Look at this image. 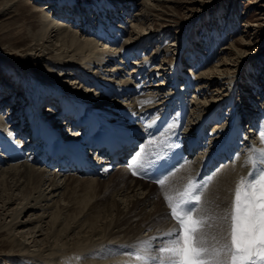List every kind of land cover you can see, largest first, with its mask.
I'll return each instance as SVG.
<instances>
[{
	"label": "bare ground",
	"instance_id": "1",
	"mask_svg": "<svg viewBox=\"0 0 264 264\" xmlns=\"http://www.w3.org/2000/svg\"><path fill=\"white\" fill-rule=\"evenodd\" d=\"M138 1L102 0L101 3L110 5V8L113 9V11L110 9L111 12L106 13L107 18L109 20L114 18L115 21L110 25L102 21L101 25L98 24L97 33L92 32L91 34L74 28L72 25L74 18L72 20L67 19V24H65L63 15H58L62 9H56V7H49L48 5L40 8L39 4L35 5L37 8L35 11L43 13L42 17H47V19L44 20L43 29L29 38L25 48L43 63L42 68L44 71L47 68L58 70L57 74L53 75L52 73V76L41 77L40 80L44 84H49L48 86L57 91L56 93H64L63 81L71 79L74 80V83L77 81L84 83L87 79L88 83L94 86L96 94L94 99H92V95H86L87 98L84 100L83 96L80 97L81 94L78 91L69 89L68 99L64 97H57L58 99L56 97L52 99L38 97L36 104H33L35 112L28 124H24L18 129L20 123H15L13 116L16 111L15 115L20 114L21 111L13 107L19 102L16 101V96L18 95V98L21 91L13 88L8 89V87L1 88L6 94L2 95V92L0 93L2 98L0 109L5 108L8 112L7 116L11 118V120L4 123L7 116L0 112V129H3L8 135L6 137L0 133V148H2L0 149L2 152L0 154V202L4 207L7 206L4 209L6 211L5 221L0 222V233L1 231L8 232L4 237L5 244L10 248V252L6 254L8 259L16 256L31 257L26 256L28 248L21 240V237L25 238V235L22 234L18 237L16 234L20 229L18 218L23 213L32 208L42 209L41 204L45 202L44 207H47L44 208L45 213L48 212L49 208L56 207L58 213H56V210L55 212L52 210L50 213L53 215L54 224H56L60 215L65 214L72 207L70 200L68 201L67 198H72V194L76 191L78 193L76 183L84 182L89 185L87 187L96 191L98 187L95 184L103 183V178L109 176L108 179H104L105 182L108 181L106 183L108 186L103 193L98 192L97 194V192H94L93 195L89 194V199H94V201L86 211L84 210L81 213V215L83 214L81 216L82 220L75 219L72 226L69 222L70 224L68 223L66 228H62L61 223H58L57 229L64 231V233L61 240L60 237L57 238V242L61 241L63 245L56 248L58 245L52 237L57 234H51L35 252L37 258H33L43 264H64L65 261L66 264H144L143 261H138L135 258L137 256L135 253L144 252V250H141L146 247L145 245L142 246L143 242H151V249L157 248L160 241L153 240V238L163 237V233L175 225V221L169 217L170 210L164 200V195L166 193L175 195L178 191H182L189 179L196 181L198 173L209 160L208 155H212L211 152L222 141V145L228 146V150L220 155L225 160L220 161V167L214 172L212 171L209 176L212 178L210 182L209 177L206 178L208 186L203 189V196L197 211L207 209L209 215L222 214L229 206L235 184L240 177L248 176L250 173L257 171L258 167H264V165L254 166L247 163L250 156L256 159L259 155V153H254L253 149L264 150V141L260 138V132L264 130V98L261 100L263 102L260 103L258 101L259 97L254 95L256 94L255 89L250 87L249 84L247 90L242 88L245 93H252V96L249 97L247 94V103L249 105L252 102L256 104L250 105L251 108L249 109L239 107L237 112L243 115L247 114L243 121L250 123L253 130L242 131L238 123L237 125L231 123L230 126L225 128L222 116L218 113L220 106L229 101L223 102L224 97L229 93H235L236 87L239 89L242 84L239 86L236 84L233 88L232 85L226 84L228 82L225 79H228V77L237 79L240 76L236 72H240L247 62V58L248 60L251 59V54L248 53L254 50L251 39L245 42L246 39L244 38L235 43H229L227 47L224 46V51L231 52L226 54V56L229 54L230 58L223 57L218 64L208 70L198 66L201 63L200 60H194L188 62L191 66H185L182 71V66L185 64L179 59L172 75L173 82L170 84L166 81L167 78L165 77L167 75L163 68H160V70L156 65V59L162 53L158 50L152 53L147 51V53L145 51L147 44L144 47L146 49L142 47L144 43L152 38L147 33L149 25L140 16L142 13L149 14L158 10V6H160L158 2L171 0H153L155 4L152 5L148 3L149 0H142L140 3ZM122 2L126 5L121 4L118 8L114 7L115 4ZM134 2L136 6L139 5V9L135 12L138 16L132 19L133 14H126L127 10L125 8L128 9L131 4L134 5ZM193 2L194 0H191L188 3L192 4ZM15 3L22 4L19 0H0L1 11L8 12ZM56 6L58 7V5ZM48 7L56 12L52 13L51 10L48 13L46 10ZM119 8L120 10H118ZM67 11H69V8L65 9L66 13ZM105 12L106 10H104ZM75 13L77 12L65 16L71 18ZM52 14L59 16L57 17L58 21L52 20ZM88 14L84 15L86 20L82 25V27L86 25L87 32L92 31V24L95 21L91 20ZM125 16H129L132 20L126 22L124 20ZM128 23H132V27H129ZM192 40L188 42H195ZM100 41L101 46L99 45ZM185 45L186 42L181 45L179 50H182ZM214 45L215 42L213 41ZM196 46L197 44L194 45V47ZM132 56L137 57V59ZM51 58H54V60L52 61ZM206 60L212 62L214 57L210 55L206 57ZM95 65L96 67H93ZM193 73H195V77L192 76ZM116 78L119 82L117 81L118 83L114 84ZM3 79L4 77L0 75V80ZM243 80V77L237 79L238 82ZM36 85L39 86L38 83ZM250 88L252 89L250 90ZM27 89L25 94L31 91ZM173 89L180 93L181 98L179 100L181 103L188 104V108L191 109L194 107L192 111L193 122L197 121L198 126L202 127L201 129L197 127L195 132L189 131L190 127L193 126L192 123H189L190 127L185 128L182 133L184 139L189 140L195 137L200 130L204 132L201 133L204 137L211 132L209 134L211 140L208 142L204 139L205 146L201 149L200 155L190 156L189 161L184 162L177 172L167 177L163 187L157 183H149L143 177H135L127 165H120L116 168V171H109L106 164L99 163V169H101L104 177L89 173L65 172L58 169L51 171L50 166L45 161H41L43 160L42 151L40 149L35 150L36 145H28L29 137L26 135L28 125H30L32 134L35 133L33 132L34 124L39 129V131L36 130L38 132L36 139H31L36 141L35 144H39L44 138L39 137L40 134H43V131L51 130L52 135H55L52 130L55 127L59 138L65 135L68 137L78 136L83 131L84 122L89 120L88 129L95 126L97 129L107 130L112 134H130L133 137L141 136L140 133H144L149 141V151L140 162L145 164L154 155H162L170 140L173 139L174 133H167L166 130L169 125L161 132H157L159 122L155 121L163 110L174 107L176 100L173 96L177 92ZM190 89L194 90L192 96L187 98ZM97 93L101 94L102 98L96 100V96L101 97ZM24 101L26 102L25 106L32 104L31 95L25 96ZM145 101L150 102L145 103ZM70 109L72 113L69 112ZM48 114L56 117L57 121L53 123V126L44 117ZM258 117L261 120L255 123L254 119ZM24 121L23 117L22 122ZM56 125H60V128H57ZM60 129H64V135H61ZM227 132L228 138L224 135ZM238 132L241 135L240 140L242 142L239 141L242 144L235 139L239 135ZM191 133L194 134L191 135ZM251 133H254L253 136ZM22 134L24 135L22 136ZM254 135H257L256 140H251ZM11 141L15 142L11 143ZM233 142L238 143L233 144ZM242 145L243 148L240 150L239 147ZM6 164L12 166L3 168L2 166ZM15 191L22 192L23 198L21 200L28 201L21 209L9 212V203L18 199L15 197ZM5 192H8L7 197L2 196ZM97 198L102 200L96 204ZM86 213L88 217L85 215ZM196 215L197 212H193V216ZM8 218L10 220L6 222ZM209 231L214 232L216 229ZM146 249L148 250V248ZM17 252L22 255L15 254Z\"/></svg>",
	"mask_w": 264,
	"mask_h": 264
},
{
	"label": "rangeland",
	"instance_id": "2",
	"mask_svg": "<svg viewBox=\"0 0 264 264\" xmlns=\"http://www.w3.org/2000/svg\"><path fill=\"white\" fill-rule=\"evenodd\" d=\"M19 1H21L23 5L20 3H15L14 5L11 6L12 8H10L9 11L6 13L1 11V6H0V75L4 77L3 80H0V93L2 92V95H5L6 94L5 91H3V89L1 88H6V87H8V89L13 88L17 91L18 90L21 91L19 92L21 95H19L18 98H17L18 95L16 96V101L19 102H17V104L14 105L13 107V108H18L21 111L20 114L18 113L17 115H15L17 112L16 111L13 116L15 123L16 122L20 123L18 129H20L21 126H24V123L22 122L23 117L25 118L24 120L27 121L30 120V118L34 114L35 108L33 107V104H36V100L38 97L39 98L42 97V99L43 98L52 99L54 97L56 98L64 97L68 99L69 97L67 95H70L69 89L70 90L74 89L78 91L81 94L80 97L83 96L82 98L84 100H86L85 98H87L86 95H92L93 96L92 99H94V96L96 94V92H94V86L90 85L87 79H85L84 83L83 82L79 83V81L74 83V80L71 79L67 81L66 80L63 81L64 84L62 83L60 84H62V86L65 87L64 93H56L57 91H54L50 86H48L49 84H44V82L40 80L41 77L52 76V73L53 75L57 74L58 70L56 68L53 69L47 68L45 70L47 72H45L44 69L42 68L43 63H41L36 57L33 56V54L29 53V51L26 50L25 48L26 44H28L29 42L28 41L29 38L33 34L39 33L43 29L45 23L44 20L47 19V17H42L43 13H40L39 11L38 12L35 11L37 9L35 5L39 4L41 6L40 8H43L44 6L48 5L49 7L50 6L56 7V9H60V10L62 9L60 14L58 13V15H63V18L66 19L65 20L62 18L65 21L64 23L67 24L66 22L67 19L72 20L74 18V21L72 22L73 27L76 29L78 28L80 30H83L84 33L86 32L87 34L96 32L97 29L99 28L98 24L101 25L102 21L108 23V25L112 24L115 21L114 18L113 20H109L107 18L108 16H106V13L113 11V9L110 8V5L101 3L102 0H19ZM190 1L191 0L160 1L158 2L160 6H158V10L154 12L155 14L142 13L140 18L142 20H146V24L149 25V26L147 25L148 26L147 33H149V35L152 38L151 40H148L146 43H144L142 47L143 49L147 48L145 50L146 52L148 51L152 53L153 51L158 50L160 51V53H162L157 58L158 60L156 59V65L158 66L159 69L163 68L165 74L167 75L165 77L167 78L166 81L172 84L171 82H173V80L171 81L170 76L171 74L172 75L174 74L179 59L180 61L182 60L183 64H185L184 66H182L183 67L181 69L182 71L185 69V66L186 67L191 66V64L188 62H193L194 60H198V61L200 60L201 63H199L198 66L199 67L201 66L202 68H204V70L205 68L206 70H208L212 66L218 64L223 57L230 56L229 54L226 56L228 52L229 53L231 52L224 51L223 50L224 46L227 47L229 43H235L244 38L246 39L245 42H247V40L250 41L251 39V41L253 42L252 44L254 45L253 46L254 50L248 53L251 54L250 56L251 59L248 60L247 58V62L241 68L240 72H236L237 75H240L237 77V79L243 77L244 80L238 82L237 79L235 78L228 77V79H225V81L228 82L226 84L232 85L233 88H235L236 84L238 86L241 83L242 84L239 86L240 87L239 89L238 87H236L235 90L236 92L235 93L233 92L234 94L229 93V95L224 97L223 102L227 100L229 101L224 102V104L220 106L219 108L220 111H218V113H220L222 116V122L226 125V126L224 125L225 128L230 126L229 124L231 123L236 125L238 123L242 131L243 130L247 131L249 129H252L250 123H246L243 121V119L247 114L243 115L237 112V109H239V107H242L243 109H249L251 108L250 105L252 106L256 104V103L253 104L252 102V104L249 105L247 103L248 102L247 94L249 97L252 96V93L251 94L248 92L245 93V91H243L242 88H244V90H247L248 84L250 85V87L255 89L256 94L254 95L255 96L257 95L259 97L258 101H260V103L263 102L261 100L264 98V0H194L192 4L188 3ZM140 2H142V0L138 1V3ZM148 3H150L151 5L155 4L153 0H149ZM121 4H124V2L115 4L114 7L118 8ZM133 4L134 5L131 4L128 7V9L127 8L125 9L127 10L126 14L129 15L133 14L132 19L133 18L135 19L136 16H138L135 14V12L139 9V5L137 4L138 6H136L135 2ZM56 5H58V7ZM49 7L46 9L48 13H50L52 10V8L49 9ZM68 8L70 12L67 11L66 13L65 9ZM110 9L112 10L110 11ZM104 10H106L105 13ZM118 10H120V8ZM71 11L72 12L76 11L77 13H75V15L72 16L71 18L69 16H65L72 14ZM55 12L56 11L53 12L52 10V13ZM87 14L91 20H95L93 21L94 23L92 24L93 26L92 31H88V32H87L88 29H86L87 28L86 25H84L86 28L82 27L84 21L86 20V18L84 19L85 17L84 15ZM58 15L52 14L53 16L52 20L58 21L57 18L59 17ZM132 19H130L129 16L124 17V20L126 22H130ZM128 25L129 27H132V23H128ZM191 39H193L192 41L195 42H191V41L188 42ZM213 41L215 42L214 46H213ZM184 42H186L185 45L186 47L184 46L182 50H179ZM194 43L197 44L196 47H194L195 45ZM99 45L101 46V41ZM145 46L146 48H144ZM148 47L150 51L148 50ZM193 48L196 49L194 50ZM212 53H214L215 55ZM210 55L214 57V60H212V62L211 60H206V57H209ZM133 58L137 59V57L135 56ZM51 60L53 61L54 58H51ZM198 61H196V63H198ZM235 64H237V62H235ZM93 67H96V65ZM188 71L185 72L187 73ZM194 75L195 73L192 74L193 77H195ZM114 80H115L113 82L114 84L119 82L117 78ZM36 83H38L39 86L37 85L35 86ZM193 86L195 87V85ZM27 88L30 89L31 91L25 94ZM252 88H250V90ZM67 89H68V93H67ZM193 90L194 89L190 91L189 96H192ZM27 95L28 96L31 95L32 104L25 106L26 102L24 100H25V96ZM97 95H101V94L97 93ZM97 98L98 99L102 98V95L101 97L96 96L95 99L97 100ZM1 100L2 98L0 97V101ZM189 101H191V99H189ZM2 102L4 103V101ZM243 109L240 110L242 111ZM0 112H2L6 116L8 115V112L5 108L2 110L0 109ZM69 112L72 113L71 109L69 110ZM46 116L44 117L47 118V121L50 122L49 124L53 126L54 125L53 123L57 121L56 117L54 115H49V114ZM192 118L194 117L191 115V119L189 118V123L191 122L193 125H195L197 121L193 122ZM259 118L260 117L254 119L255 123L260 122L259 120L261 119ZM9 120H11L10 116L5 117L4 123L8 122ZM234 120L237 121L235 122ZM255 123L253 124L255 125ZM26 124H28V121L26 122ZM56 127L60 128V125H56ZM60 131L62 133L61 135H64L63 133L64 129H60ZM0 133L3 136L6 137L8 136L3 129H0ZM251 134L253 136L254 133ZM224 135L226 136V138H228V132L225 133ZM256 136L254 135V138L251 137V140L254 139L256 140ZM238 137L239 139L236 140L239 143H241L242 142V140H240L241 135L239 134ZM13 142L15 141H11V143ZM239 148L241 150L243 148V145ZM0 154H2L1 151ZM8 166H12V165L6 164L5 166L2 167L7 168ZM53 170L55 169H52L51 171ZM108 177L106 176L105 178H103L102 180L103 183L95 184L96 187H98L96 191L87 187L89 185L85 184L84 182L76 183L77 185L76 188L78 190V193L76 191L72 194V198H67L68 201L70 200L72 207H70L65 214L60 215L56 224H54L53 222L54 221V219L52 218L53 215L50 214L52 210L53 212H55L56 207L49 208L48 212L45 213L44 208H47L44 207L45 202L41 204L43 206L42 209L32 208L29 209L28 212L23 213L20 216V218H18V222H20L19 225L20 229L16 234L18 237H20L22 234L25 235V238L21 237V240L28 248V252H26L27 253L26 256H31V257L16 256L14 258L8 259L6 254L10 252L9 251L10 248L5 244L6 241L4 239V237L7 235L8 232L1 231L0 264H43L38 260L34 259L37 258L35 256V252L38 251L40 246L43 245L44 242H46V239H48L49 235L51 236V234L52 235L57 234L56 236L52 237V239H54L58 245L56 248L58 247L60 248L63 245V242L61 241L57 242V238L60 237L61 240L63 238L62 234L64 233V231H60L59 229H57L58 223H61L62 228H66L69 222L71 223L72 226L73 220L75 219L82 220L81 216L83 214L81 215V213L84 210L86 211L87 208L90 205H92L94 201V199L93 200L89 199L90 196L89 194L92 193L94 194V192H97V194L98 192L100 194L103 193L104 189L108 186V184L106 185L108 181L105 182L104 179H108ZM15 195H16L15 197L18 199H15V201H11L9 203L10 204V207L8 208L9 212H15L16 209H21L22 206L25 205L28 201V200H21L23 198L22 192L15 191ZM2 196L7 197L8 192L3 193ZM101 200L102 199L97 198L96 204ZM6 207H4L3 204L0 202V222L5 221L6 211L4 209ZM56 213H58L57 210ZM91 214L93 215L94 213ZM85 215H87L88 217L87 213ZM9 220L10 218L6 219V222H9ZM76 235L78 236V234ZM143 245L144 243L142 244V246ZM143 248L144 249L141 250H144V252L140 250L141 252L140 253L138 252L139 254L135 253V255L141 254L142 256L145 257H151L157 255L155 253L156 252L155 247L154 249L148 247H143ZM146 248H148V250ZM149 249L151 250L149 251ZM145 251H149V252H145ZM18 253L19 252L15 254ZM66 263L67 262L65 261L64 264Z\"/></svg>",
	"mask_w": 264,
	"mask_h": 264
},
{
	"label": "snow or ice",
	"instance_id": "3",
	"mask_svg": "<svg viewBox=\"0 0 264 264\" xmlns=\"http://www.w3.org/2000/svg\"><path fill=\"white\" fill-rule=\"evenodd\" d=\"M260 138L264 141V130ZM252 151L259 155L250 156L247 163L264 165V150ZM133 174L137 173L133 170ZM166 179L156 183L163 187ZM207 186L189 179L182 191L164 195L175 225L163 237L153 238L160 241L156 256L137 255L136 260L144 264H264V167L240 177L228 208L220 215H209L207 209L197 211ZM143 243L152 247L151 242Z\"/></svg>",
	"mask_w": 264,
	"mask_h": 264
}]
</instances>
